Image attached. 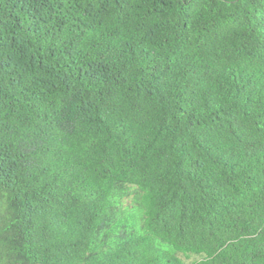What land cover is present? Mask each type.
Here are the masks:
<instances>
[{"label":"trees","instance_id":"16d2710c","mask_svg":"<svg viewBox=\"0 0 264 264\" xmlns=\"http://www.w3.org/2000/svg\"><path fill=\"white\" fill-rule=\"evenodd\" d=\"M0 264H264V0H0Z\"/></svg>","mask_w":264,"mask_h":264}]
</instances>
